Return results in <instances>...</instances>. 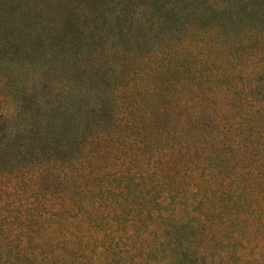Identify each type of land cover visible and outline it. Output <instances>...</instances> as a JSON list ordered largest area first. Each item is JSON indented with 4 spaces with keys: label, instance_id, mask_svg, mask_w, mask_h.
Instances as JSON below:
<instances>
[{
    "label": "trees",
    "instance_id": "1",
    "mask_svg": "<svg viewBox=\"0 0 264 264\" xmlns=\"http://www.w3.org/2000/svg\"><path fill=\"white\" fill-rule=\"evenodd\" d=\"M133 1L105 0L89 27L51 37L28 25L32 0H0V264H150L161 253L165 264H207L199 243L171 252L173 230L207 226L219 211L212 187L235 163L230 180L250 199L232 211L252 207L264 227V0ZM103 20L125 49L94 36ZM55 49L74 55L58 63ZM149 148L171 164L143 185L135 167ZM176 164L200 187L203 221L182 207L180 220L157 212L152 236L116 231L145 218L131 213L138 197L175 211L168 196L184 198L165 175ZM88 182L115 183V194Z\"/></svg>",
    "mask_w": 264,
    "mask_h": 264
},
{
    "label": "rangeland",
    "instance_id": "2",
    "mask_svg": "<svg viewBox=\"0 0 264 264\" xmlns=\"http://www.w3.org/2000/svg\"><path fill=\"white\" fill-rule=\"evenodd\" d=\"M138 0H134L132 5ZM105 0H32L33 9L31 10L32 14L36 16V18H32V22H28V25H34V27L43 28L47 33H50L51 37L53 35V29L56 26H59L58 29L64 32L72 31L76 27H89L92 24V20L90 19L91 14L100 6L104 4ZM103 3V4H102ZM138 3V2H137ZM121 9H124V6H120ZM127 10H129L127 8ZM89 15V16H88ZM109 16V15H106ZM105 16V17H106ZM104 17V18H105ZM76 18H79V22L77 23ZM71 19L73 21V25L71 28ZM109 21L103 20L101 23H98L97 26H93V34L97 36L100 33L105 34V40H114L116 43H119L122 48L125 49V45L121 43L124 33H117L118 28L112 26L109 30L107 25ZM110 25V24H109ZM52 32V33H51ZM117 33V34H116ZM131 33V32H130ZM136 33L132 31L131 41L134 39ZM90 35V34H89ZM117 36V37H116ZM129 36V37H130ZM98 38V36H97ZM119 46V45H118ZM117 46V48H118ZM67 48V47H66ZM127 49H131L129 46ZM49 51V55L54 57L56 51ZM144 48L141 47L137 51H133L132 53H137L143 51ZM72 53H65L62 51L58 52L57 58L58 63L63 61L64 57H72ZM130 53V54H132ZM74 55V53H73ZM50 57V58H51ZM73 59L71 62L66 64V66H71ZM208 135V132L205 131L202 134L204 138ZM211 137V136H209ZM208 138L204 140L207 141ZM214 137V135L212 136ZM216 137V136H215ZM155 140H152V144H154ZM162 151H158L156 156H150L152 151L150 148L148 149L146 155L142 159L141 163L135 167V170L139 173L136 176V180L140 181L143 185H153V176L150 174L156 170V173L159 175L163 172L170 164H167L169 158V152L163 153ZM186 152V151H183ZM186 154V153H185ZM225 155L223 150H218V156L222 157ZM167 164V165H166ZM231 170L227 173L226 176L219 179L214 183L212 190L215 191V194L212 197H215L217 200V207L219 211L214 212L210 210L205 213L206 224L207 226L199 227L196 226L194 229L187 228H177L174 227L173 234V243L171 245L170 251L172 252L177 246L175 244H180L182 242L183 246L191 251H202L201 249H194V244H200V247L205 251L209 250V261L207 264H264V227H257L255 224L256 215L252 207H247L245 212H233V205H237L241 202H244L247 206V201L250 199L248 196H242L246 191L247 184L243 186V192L241 196L237 194V188L239 184L230 180V175L234 172L240 171V165L235 163L233 166L228 167ZM115 171V170H114ZM176 172V173H175ZM175 172L173 174L167 173L165 175L166 180L172 185H174V191L177 192L178 197L184 198L183 200H178L176 202L173 201V196L170 194L168 197L171 199L173 209L168 207L165 203L160 205V202H150L147 204L143 203L142 206L138 205L139 197L137 200L133 202V209L131 213H135L136 216L143 215L145 218L141 220H134V222H129L127 219H122V223L119 227L115 226V230H132V226L136 225L141 227V231L144 234L154 235L157 228L153 226L155 223L154 215L156 213L162 214L164 219H160L161 221H165L167 218H173L176 220L181 219V211L179 210L182 207L187 208L191 220L194 223H200L203 221V217L200 215V211L197 208L198 202L202 200V195L200 193L199 185H194L189 182L184 176L180 173L179 167L175 166ZM181 176V179L178 181L177 177ZM100 179V177H98ZM134 179V180H135ZM110 180V178H109ZM133 181V180H132ZM136 182V181H133ZM84 183V182H83ZM94 184H98V187L103 188L106 186L109 188V193L105 192L108 196L115 194L113 187L116 186L115 183L112 182H88L87 185L92 187ZM76 187L79 185L76 184ZM86 189L87 192L90 190L82 186ZM76 191H83L79 186V189H75ZM197 190V191H196ZM101 191V190H100ZM80 193V192H79ZM99 193V191L95 192ZM94 193V194H95ZM94 194H90L91 197ZM185 194V196H183ZM84 195H80L82 198ZM89 198V196H88ZM129 204L125 202V205ZM235 205V206H236ZM225 207L223 210H221ZM228 208V209H227ZM81 213L82 211L79 210ZM92 251H98L96 249H90ZM131 252L135 255V258H138V255L134 252V248L132 247ZM150 264H165L163 261L162 253L159 255L148 256ZM204 261L202 258H191L187 264H203Z\"/></svg>",
    "mask_w": 264,
    "mask_h": 264
}]
</instances>
